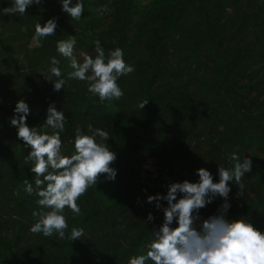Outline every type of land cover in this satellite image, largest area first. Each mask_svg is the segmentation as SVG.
<instances>
[{
    "label": "trees",
    "instance_id": "1",
    "mask_svg": "<svg viewBox=\"0 0 264 264\" xmlns=\"http://www.w3.org/2000/svg\"><path fill=\"white\" fill-rule=\"evenodd\" d=\"M11 3L0 0V52L24 57L0 80V264H127L146 251L163 223V212L145 197L157 195L169 180L197 182L199 168L218 182L217 167L231 168L233 152L241 161L250 158L253 169L242 180L243 197L230 184L229 217L247 218L264 232V0H82L79 21L57 0L33 5L23 16H4ZM52 17H58L56 35L32 47L35 25ZM5 20L13 30L3 31ZM70 36L74 55L85 50L94 58L97 40L106 54L123 49L135 71L118 80L120 101L102 104L86 82L75 80L53 91L45 80L50 58L60 60L66 77L69 61L57 53L56 41ZM41 71L46 75L38 84L32 74ZM20 99L30 106V127L43 124L51 103L64 112V155L74 151L77 127L87 133L92 124L110 134L116 180L91 187L78 201L82 214L75 219L64 211L69 229L85 230L78 241L29 231L32 212L40 210L37 197L24 191L23 181L34 179L31 163L24 162L30 149L21 141L15 154L8 143L17 139L9 119ZM145 99L149 104L141 110L137 105ZM147 161L153 171L143 169ZM223 202L217 198L200 215L215 214ZM149 213L154 221H147Z\"/></svg>",
    "mask_w": 264,
    "mask_h": 264
},
{
    "label": "clouds",
    "instance_id": "2",
    "mask_svg": "<svg viewBox=\"0 0 264 264\" xmlns=\"http://www.w3.org/2000/svg\"><path fill=\"white\" fill-rule=\"evenodd\" d=\"M45 0H12L11 6L3 8L4 16H21L33 5H41ZM63 13L79 21L84 13L82 0H57ZM107 11V6H104ZM58 17H52L45 23H37L33 41L56 35ZM76 39L56 41L57 53L69 61L71 71L65 77L60 60L50 58V75L44 77L53 85L54 92H60L69 81L87 83V91L104 102L120 101L124 91L118 80L135 71L133 65L126 63L123 49L117 47L107 54L100 41H95L96 55L83 54V62L74 55ZM55 77V80H53ZM149 104L142 100L138 107L143 110ZM31 115L29 104L20 99L9 119L11 127L16 128V137L23 142L28 155L24 162L31 163L30 171L34 174L32 182L23 181L24 191L37 197L38 211H33L35 222L29 231L42 234L69 243L85 235L82 227L69 229L65 209L73 214V219L81 215L78 201L88 190L101 182H114L118 170L112 165L117 161V154L110 149L109 132L105 129L87 126V133L77 127L71 141L73 153L62 154L61 134L65 131L67 118L63 111L57 110L55 103L49 104L46 119L40 126L30 127L27 123ZM51 129L49 132L48 130ZM231 168L217 167L218 182L206 168L196 170L197 182L184 180L167 184L166 195L147 196V203L163 212V223L153 231L152 240L145 246L146 251L131 256L127 264H264V232L255 227L247 218H230V184H235L238 197H243L242 180L246 173H251L253 162L250 158L241 161L237 152L229 156ZM104 177V181L101 177ZM222 198L223 203L216 213L204 218L201 209ZM163 202H166L164 205ZM152 213L147 221H154ZM176 224V227H173Z\"/></svg>",
    "mask_w": 264,
    "mask_h": 264
},
{
    "label": "rangeland",
    "instance_id": "3",
    "mask_svg": "<svg viewBox=\"0 0 264 264\" xmlns=\"http://www.w3.org/2000/svg\"><path fill=\"white\" fill-rule=\"evenodd\" d=\"M14 29V26L12 24V22H10L9 20H5L4 22V27H3V31L5 32H9L10 30H13ZM1 31V33L3 32ZM31 46L34 47V46H37V41H33L31 42ZM82 53L83 54H89L88 51H85V50H78L76 51L75 53V57L77 58V60L79 62H83V56H82ZM22 55L20 56H16V55H12L10 57H7L5 55H3L1 52H0V80L1 79H5L6 76H7V71H11V69L13 67H9V66H14L15 68L22 65V59L24 57V54L23 52L21 53ZM9 68V69H8ZM38 75V76H37ZM46 75V71H41L39 72V74H32V78L37 81L38 84H40L42 82V79L43 77ZM10 143V147H12L13 151L15 154H19V151H21V141L18 140V139H13L12 141L8 142ZM119 157V156H118ZM122 157H119V159H121ZM118 159V160H119ZM143 169L144 170H148V171H153V168H152V161H147L144 165H143ZM172 180H169V183H171ZM167 183V184H169ZM167 185H165L163 187V190L158 192L157 194H162V195H165L167 193ZM145 202L147 203V196L145 197Z\"/></svg>",
    "mask_w": 264,
    "mask_h": 264
}]
</instances>
